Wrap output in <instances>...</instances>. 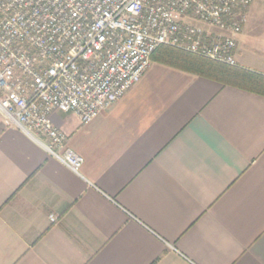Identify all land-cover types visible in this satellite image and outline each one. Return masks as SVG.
<instances>
[{
	"label": "crops",
	"instance_id": "crops-1",
	"mask_svg": "<svg viewBox=\"0 0 264 264\" xmlns=\"http://www.w3.org/2000/svg\"><path fill=\"white\" fill-rule=\"evenodd\" d=\"M256 44L235 57L264 74ZM52 118L79 173L0 109V264H264V94L152 59L90 122Z\"/></svg>",
	"mask_w": 264,
	"mask_h": 264
},
{
	"label": "built area",
	"instance_id": "built-area-1",
	"mask_svg": "<svg viewBox=\"0 0 264 264\" xmlns=\"http://www.w3.org/2000/svg\"><path fill=\"white\" fill-rule=\"evenodd\" d=\"M251 3L0 0V109L79 173L85 159L66 146L54 111L90 122L140 81L163 45L237 65Z\"/></svg>",
	"mask_w": 264,
	"mask_h": 264
},
{
	"label": "trees",
	"instance_id": "trees-1",
	"mask_svg": "<svg viewBox=\"0 0 264 264\" xmlns=\"http://www.w3.org/2000/svg\"><path fill=\"white\" fill-rule=\"evenodd\" d=\"M152 59L213 78L224 85L264 94V74L238 64L229 65L168 45L159 47Z\"/></svg>",
	"mask_w": 264,
	"mask_h": 264
},
{
	"label": "rangeland",
	"instance_id": "rangeland-1",
	"mask_svg": "<svg viewBox=\"0 0 264 264\" xmlns=\"http://www.w3.org/2000/svg\"><path fill=\"white\" fill-rule=\"evenodd\" d=\"M242 32L247 35L251 44L256 41V45L264 48V0H252ZM245 54L254 57L256 52L247 46Z\"/></svg>",
	"mask_w": 264,
	"mask_h": 264
}]
</instances>
